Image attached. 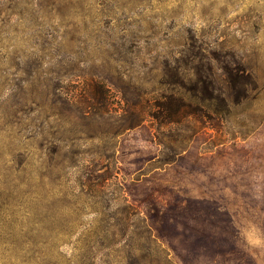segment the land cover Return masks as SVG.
Segmentation results:
<instances>
[{"label":"rangeland","instance_id":"obj_1","mask_svg":"<svg viewBox=\"0 0 264 264\" xmlns=\"http://www.w3.org/2000/svg\"><path fill=\"white\" fill-rule=\"evenodd\" d=\"M212 73L221 135L148 115ZM0 264H264V0H0Z\"/></svg>","mask_w":264,"mask_h":264},{"label":"trees","instance_id":"obj_2","mask_svg":"<svg viewBox=\"0 0 264 264\" xmlns=\"http://www.w3.org/2000/svg\"><path fill=\"white\" fill-rule=\"evenodd\" d=\"M226 73L229 92L232 93L233 96H237L238 91L241 89L242 96L248 99L251 97V93L259 90L255 73L246 66L240 64L235 69L226 68ZM213 74L215 73H212L211 76L207 78L199 77L191 87L194 96H198V98L200 92L198 87L199 82L202 83L203 87L201 92H211V96L213 91L217 93L220 92L218 94L214 93V98L221 103L216 106V109H212V114L205 111L208 109L205 105L198 106L197 103L194 105L192 102L185 100L182 95L170 90L155 98L148 115L152 119H155L158 125L180 124L185 121L192 124L189 129L193 130L195 133V128L198 127V123V125L200 124L199 128L206 127L215 134L221 135V133L225 132L226 126L231 121L229 119L219 118L217 115L221 109L232 107V102L229 99V94L222 91L221 87L218 85V81L212 76ZM208 87L211 89H208ZM90 95L95 100L90 103L92 119L95 121L97 118L108 113V109L96 105V103H99L105 106L108 101V96L104 86L96 82L94 84V91H91Z\"/></svg>","mask_w":264,"mask_h":264}]
</instances>
